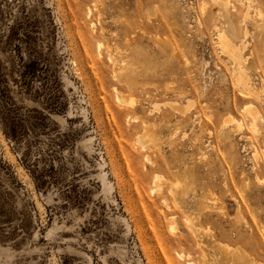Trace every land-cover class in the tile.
<instances>
[{
	"label": "rangeland",
	"instance_id": "1",
	"mask_svg": "<svg viewBox=\"0 0 264 264\" xmlns=\"http://www.w3.org/2000/svg\"><path fill=\"white\" fill-rule=\"evenodd\" d=\"M0 264H264V0H0Z\"/></svg>",
	"mask_w": 264,
	"mask_h": 264
},
{
	"label": "bare ground",
	"instance_id": "2",
	"mask_svg": "<svg viewBox=\"0 0 264 264\" xmlns=\"http://www.w3.org/2000/svg\"><path fill=\"white\" fill-rule=\"evenodd\" d=\"M98 45H99V44H98ZM152 133H153V132H152ZM138 141L141 143V145H142L143 147H145V146H147V144H148L149 142L152 141V138H151V136L148 134V132H147L146 130H144V131L140 134V136L138 137ZM155 178H156V177H155ZM158 180H159L158 178L155 179V181H158ZM179 183H180V182L176 181V182H174V183L172 184V191L177 190V189L179 188V186H180Z\"/></svg>",
	"mask_w": 264,
	"mask_h": 264
}]
</instances>
